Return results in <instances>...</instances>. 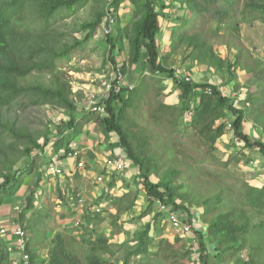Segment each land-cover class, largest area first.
<instances>
[{
    "label": "trees",
    "instance_id": "1",
    "mask_svg": "<svg viewBox=\"0 0 264 264\" xmlns=\"http://www.w3.org/2000/svg\"><path fill=\"white\" fill-rule=\"evenodd\" d=\"M86 1L0 0V140L6 132L17 138L28 139L13 122L4 119L3 111L15 105L50 104L71 113L68 122L55 126L50 132V136L56 138L51 147L53 154L62 150L68 151L71 143L82 133L85 124L91 120V111L79 119L75 118L76 105L70 99L69 89L61 79L65 74L57 72V68L61 63L70 61L72 55L82 49L84 42L97 34L99 21L87 24L85 37L73 44L55 48L44 38L51 26L72 14ZM123 1L125 0H112L108 9L117 13ZM130 2L133 6L131 24L126 25L117 37L106 34L105 42L112 64L117 63L115 50L121 52L127 44V61L132 66V73H138L139 77L131 89L125 88V93L110 91L104 99L106 115H95L104 135L108 137L114 132L128 163L137 167L135 178L143 187L148 200L147 208L135 218L139 220L144 216L150 217L140 230L134 232L131 244L120 245L125 247V251L119 264H194L188 247L183 251L175 248V244L182 240L179 236H176L173 242L163 237L157 249L151 251L154 242L151 231L157 230L155 227L158 217L161 214L163 216L161 211L153 213L152 206L156 201L171 205L178 211H185L189 223L200 219L204 226V230L196 231L200 264H261L257 257L264 252V248L250 244V235L264 222V181L251 184L229 175L228 180L239 185L236 199L230 195L232 189L225 183V187L217 186L216 183L217 187L211 194L202 196L189 188V163L177 160L174 155L184 154V158L190 155L182 149L183 145L190 148L195 145L205 146L207 152L212 153V157L207 160L208 165L212 166L209 172L212 177L218 178L219 172L228 166L229 161L217 158L213 151L216 150L217 141L231 132L229 147H239L241 150L257 149L264 159V141L250 137L243 128L247 113L250 114L245 105L250 102V108L255 106L260 112L259 117L256 116L257 119L264 123V66L252 59L249 49L241 42L239 36L233 33L240 29L243 19L239 15L242 9L251 10L253 7L264 10V3L255 0ZM174 2H177L185 13L180 18L181 25L173 29L171 52L185 45L192 50L190 58L193 63L212 72L226 64V70L232 77L235 76L234 68L244 53L243 64L252 75L255 87L246 90L247 96L242 99L243 106L236 105L233 100L223 95L218 85L186 81L179 70L167 67L170 54L161 53L158 35L161 31L160 18L165 15L163 11ZM220 28L229 30L224 39L227 48L239 50L233 62L225 63L224 58L218 55L212 46V39L217 37L216 31ZM122 69L124 70L123 65ZM32 73L49 75L54 79L53 84L20 83L21 79ZM156 74H161L162 77ZM164 78H170L179 89L177 103H167L159 98L164 90L161 85ZM207 86L211 88L210 93L205 91ZM226 120L231 122V130L227 129ZM181 128L184 131L179 135L177 132L182 130ZM161 134H164L165 139L160 137ZM51 137L46 136L43 143L31 139V146L24 147L26 164L21 169L7 173L0 171V206L4 198L14 196L22 188L25 178L36 165L37 158L32 157V151H42ZM1 142L0 154L3 153ZM164 164L165 169L160 170V166ZM152 175L157 177L156 181H152ZM181 176L187 183L184 180L182 183L176 182ZM36 189L37 186H34L25 197L21 218H25L34 210ZM139 192L137 189L124 190L116 198L108 193L101 194L96 203L106 197L108 204L115 207L112 223L116 225L122 214L136 206ZM62 200L64 203L65 199ZM187 201L189 204L195 203L201 209L199 217L195 218L185 206ZM249 210L259 214L257 222L251 221ZM22 225L28 236L27 250L32 264H117L115 261L119 260L115 259L119 250L114 248L110 238L92 232L80 237L78 243L82 249L79 250L70 233L56 231L46 246L45 255L41 257L39 249L34 252L30 247V225L28 222H23ZM113 232L117 234L116 230ZM6 261L7 257L2 253L0 263Z\"/></svg>",
    "mask_w": 264,
    "mask_h": 264
},
{
    "label": "rangeland",
    "instance_id": "2",
    "mask_svg": "<svg viewBox=\"0 0 264 264\" xmlns=\"http://www.w3.org/2000/svg\"><path fill=\"white\" fill-rule=\"evenodd\" d=\"M111 1L112 0H87L81 7L76 8L72 14L66 16L63 20L57 21L50 27L49 32L44 35L47 43L55 48H60L64 44H73L76 41H82L88 31V28H85L87 24L99 21L97 34L84 42L82 49L73 54L70 61H65L64 64L61 63L59 65L60 67L57 68V72L65 74V77L61 79L64 80L66 87L69 89L70 99L76 105V110L74 112L76 119H79L83 114L90 111L88 105L89 99L92 96L98 97L102 95L109 81V65L112 63L107 55L104 28ZM171 1L174 0H165V3ZM255 1L264 3V0ZM173 5L169 6L164 12L163 25H165V29L162 30V33H167V40H165L163 45L160 44V47H163V50H160L163 54H170L167 67L177 70L187 69V71L190 70L192 74V69L194 70L199 67L198 64L191 61L190 55L192 50L184 45L178 50L171 52L172 35L174 34L173 29L181 25L180 18L185 13V10L180 8L177 2H174ZM239 16L243 21L240 24V29L233 31V33L237 34L241 42L249 49L252 59H256L264 66V10L253 7L251 10L242 9ZM132 18L133 6L130 0H125L121 3L118 12L115 13V23L111 35L113 37L119 36L123 28L131 24ZM177 30L178 29H176V31ZM228 32L229 30L227 28L217 29V37L213 38L211 42L214 50L218 55L224 58L225 63L233 62L235 55L239 52L237 48L231 47L228 49L226 44H224L225 35ZM126 46L127 44L125 45V49L121 52L115 50L114 54L117 62L123 65L127 79H131L132 66L127 61L128 50ZM245 54H247L246 51ZM244 62L245 57L243 53L241 61L236 64L234 68V77L227 72L226 64L222 68H215V70H213V74L221 82L219 87L221 88L222 94L233 100L236 105L240 106H243L242 99L247 96L246 90L250 89L252 86L255 87L252 75L248 72V69L244 67ZM262 68L264 69V67ZM156 75L162 77L161 74ZM53 81L54 79L49 75L32 73L24 79H21L20 83L52 85ZM161 85L164 87V90L159 98L167 103H177L179 89H177L172 80L170 78H164ZM245 106L248 108L247 111L250 114L247 113V117L243 124L244 131L249 133L250 137L264 141V123L257 119L260 112L257 111L258 109L255 106L250 108L251 102L249 105ZM95 115V112L90 114V121L93 123L96 122ZM3 116L4 119L13 122L15 127L19 128L21 132L28 136V139L17 138L7 134V132L2 135L0 141H2L1 149L3 153L0 154V171L7 173L24 167L26 164V155L23 153V150L24 147L31 146V139L36 140L38 143H43L46 136L51 137L50 132L54 130L55 126L62 125L69 121L71 113L66 109L50 104L40 106L15 105L3 111ZM100 127L99 130H101ZM87 131L90 132L92 129H88ZM183 131L184 129L179 130L177 133L181 135L180 133H183ZM113 134L116 135L114 132ZM160 137L165 139L164 134H161ZM55 139V137H51L42 151L38 149L32 151V157L35 156L37 158L34 170L27 175L22 188L14 196L3 199L0 206V216H2L1 218L3 219L2 222L4 224H9L10 221H18L21 224H23V222H28L31 227L28 232L30 247L34 252L39 249V256L41 257L45 255L47 250L46 246H48L50 239L56 231H66L70 233L76 241L79 250L82 249V246L78 243L81 236H87L91 232L106 235L112 241L114 248L119 250L115 257V259L118 258L119 260L115 261L111 258V260L119 264L125 251V247L123 248L120 245L123 243L128 245L131 244L134 232L140 230L150 217L144 216L139 220L135 218L148 206V200L143 191V187L138 179L135 178V175L133 176L130 174V167H128L122 175H114L105 182L97 183L94 180V176L98 173L100 174V166L90 165L87 159L83 157V154H81V158L84 161V169L76 170L74 168V174L71 175H67L65 173L66 171L58 176L49 175L46 171V167L50 163L49 161H51L53 155L51 147ZM115 139H117V137ZM231 139L232 134L228 132L226 136H223L217 141L216 150L213 151V155L217 158L222 161H229L228 166L224 167V169L219 172L218 178L212 177L209 172L212 166L208 165L209 161L207 160L208 157H212V153L207 152L205 146L195 145L190 148L187 145H183L182 149L187 153L189 152L190 155L187 158H184V154L180 155L177 153L174 155L177 160H182L183 162L187 161L189 163L188 173L190 174L188 180H191L189 188L193 189V192L206 196L211 194L217 186L225 187V184H227L230 186V189H232L230 195L236 199V195L239 193V185L228 180L227 177H230L229 175L239 177L251 184H259L264 181V159L260 152H258L257 149L241 150L239 147H229L228 143ZM75 141H77V139H75ZM250 161H252V163H250ZM164 169L165 164L160 166V170ZM151 179L152 181H156L157 177L152 175ZM184 179L185 178L181 176L176 179V182L182 183ZM184 182L187 183V180H184ZM34 186H37L34 196L35 208L32 212L28 213L25 218H21V210L25 206V197ZM69 189H74L76 192L81 193L85 199V214L82 216L83 223L78 226L75 225V219L79 217L77 207L71 208L64 204L65 202L63 203L62 200L63 198L65 199L66 192ZM101 189H107V192L110 194L112 193L111 195L113 198L118 197L124 190L131 189L135 191L137 189L140 190V192L136 206L131 209V211L122 214L119 220H117L116 225H113L115 207L108 204L106 197L101 199L100 205L96 203L99 197L96 196L97 191ZM58 202H60L59 206ZM188 202L189 201L184 203L185 206L192 212L195 218L199 217L202 212L201 209L195 203L189 204ZM16 205L20 206L19 210L15 209ZM94 206H100L102 210L100 212H95L93 209ZM157 207L158 202L156 201L152 206V209H154L153 213L160 211ZM249 213L252 222H257L260 218L259 214L253 210H249ZM262 217L264 219V214H262ZM194 224L196 227H200L201 230H204V226L201 224L200 219L196 220ZM161 226L162 228H160ZM113 230H116L117 234H115ZM155 230L156 231H151V234L154 236L151 251L157 249L159 241L163 237L173 242L177 236L169 228L162 214L158 217ZM250 238V244L261 245L264 248V222L254 233H251ZM185 247L188 246L186 240L183 238L175 244V248L181 251H183ZM41 257H39V259ZM257 259L261 261V264H264V252H261Z\"/></svg>",
    "mask_w": 264,
    "mask_h": 264
},
{
    "label": "built area",
    "instance_id": "3",
    "mask_svg": "<svg viewBox=\"0 0 264 264\" xmlns=\"http://www.w3.org/2000/svg\"><path fill=\"white\" fill-rule=\"evenodd\" d=\"M105 20L106 25L104 28V34H111L115 23V13L108 9ZM109 69V81L106 84L105 92L98 97L92 96L88 101L90 111L95 112L96 115L101 117L105 116L107 113L104 99L108 96L110 91L114 93H125L127 91L125 88L131 89L133 87V84L126 80V73L122 69V64L118 62L116 64H110ZM178 72L182 74V77L186 81L192 80V76L189 71H187V69H180ZM205 91L210 93L211 88L207 86L205 87ZM226 122L227 129L231 130V122L229 120H226ZM61 157L73 159L74 168L76 170L85 168L84 161L81 158V150L77 146V141H73L68 151H63L59 154L52 155L51 161L46 170L49 175L58 176L66 171L64 169V163ZM250 163H252V161ZM128 167L129 163L123 151L115 156L110 155L104 159L103 163L99 167L100 174H96L94 176V180L97 183L105 182L108 178L110 179L114 175H122L128 169ZM65 173L68 174L70 172L66 171ZM101 191V194H110L107 192V189H101ZM65 203L71 208L77 207L79 217L75 219V225L78 226L83 223L82 216L85 214V199L81 193L76 192L74 189H69L65 195ZM97 204L100 205V201ZM59 205L60 202H58V206ZM15 209L19 210L20 206L16 205ZM93 209L95 212H100L102 210L100 206H94ZM158 209L163 213L169 228L177 236L186 240L187 246L190 249V254L194 260V264H200L197 239L198 233L196 231L201 229L195 226V221H193V223L187 222L186 216L184 215L185 213L176 210L175 208L171 207V205H165L158 202ZM27 246L28 236L26 234V230L20 222L10 221L9 224L0 223V256L3 253L7 257V261L0 264H32Z\"/></svg>",
    "mask_w": 264,
    "mask_h": 264
},
{
    "label": "crops",
    "instance_id": "4",
    "mask_svg": "<svg viewBox=\"0 0 264 264\" xmlns=\"http://www.w3.org/2000/svg\"><path fill=\"white\" fill-rule=\"evenodd\" d=\"M173 7H174V5H173ZM163 12H165V11H163ZM163 22H164V17H161L160 18L161 31H160V34L158 35V41H159V44H161V45H163L165 40H167V33L166 34L162 33V30L165 29V25H163ZM162 48L163 47H160L161 50H163ZM192 72L193 73L191 74V71L189 70V73L191 74L193 81H196L198 83L209 82V83L218 85V87L221 85L220 80L217 79V77L213 74V72L205 69V67H203V66H199L198 68H196L194 70L192 69ZM138 77H139V74L136 72H133L131 75V79L130 78L127 79V77H126V80L128 82L134 84L135 82H137ZM219 89L221 90L220 87H219ZM99 127H100V124L98 122L93 123L92 121H89L87 124H85V126L83 128L84 130H82V133L76 138L77 139V146L81 150V154H83V157L85 159H87L89 164L92 166L93 165L101 166V164L103 163V161L106 157H108L110 155L115 156L118 153L123 151L119 141H117L118 138L115 139L117 136L114 135L113 133H110L109 136L106 137L102 131V128L100 127L101 130H99ZM88 129H92V131L88 132L87 131ZM61 158H62V161L64 163V169L67 172H70L67 175L74 174V171H75L74 160L69 159V158H65V157H61ZM129 167L131 168L130 174H132L133 176L134 175L136 176V174L138 173L137 167H134L131 164H129ZM101 192H102L101 190L97 191L96 196L100 195ZM1 217L2 216H0V223H3L2 222L3 219Z\"/></svg>",
    "mask_w": 264,
    "mask_h": 264
}]
</instances>
